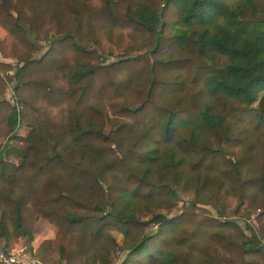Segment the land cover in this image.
<instances>
[{
    "label": "trees",
    "instance_id": "trees-1",
    "mask_svg": "<svg viewBox=\"0 0 264 264\" xmlns=\"http://www.w3.org/2000/svg\"><path fill=\"white\" fill-rule=\"evenodd\" d=\"M0 28V212L54 231L42 262L264 264V0H0Z\"/></svg>",
    "mask_w": 264,
    "mask_h": 264
},
{
    "label": "rangeland",
    "instance_id": "rangeland-1",
    "mask_svg": "<svg viewBox=\"0 0 264 264\" xmlns=\"http://www.w3.org/2000/svg\"><path fill=\"white\" fill-rule=\"evenodd\" d=\"M6 35H7V32L0 28V38L4 39L6 37ZM46 49H47V46H44V50H42V52L45 51ZM112 52H113V55L111 57H109V60L107 61V63H111L112 61L117 59L116 58L117 55L122 53V51L117 50V49H112ZM0 62H5V63L15 65L17 63V59L5 58L1 54ZM12 73H14V71L8 72L9 75ZM11 77H12V80L8 82V86H9V89L11 90V91H9L10 92L9 99L12 100L13 92L15 93L14 89H15L16 82L13 79V76H11ZM254 105L257 106L258 103L256 102V103H254ZM29 129L30 128L28 126L21 127L18 131V135H20L21 137H26L28 135ZM7 146H9V144L4 146L0 150H2L1 152H2L3 158L6 162V165L4 168V174H6L7 176H9V175L12 176L14 174L17 166L19 165V163L22 160L23 153L27 147V142L24 140L14 139L11 147L7 148ZM160 211L167 214L169 217H173V216H175V215H177L183 211H196V212H200V213H204V214H210V212L212 210L209 208L203 207V206H199L195 209L191 208L190 206H188L186 204L183 196L172 195L168 200H166L164 202L163 208H161ZM9 215L11 216L10 212H9ZM11 219L13 221L14 227L16 228V225H15V222H14L12 216H11ZM238 221L241 224V226L245 229L249 238L251 236V232L249 229H247L246 223L251 224L255 228V230L259 233V235L261 236V231H260L258 222L256 221V214H252L249 217V220L240 219ZM48 231L54 232L53 230H47L46 232H48ZM46 232H44V233H46ZM115 235H116L119 243H122V240H123L122 234L115 233ZM124 255L125 254L123 252L118 251V252H114L111 257H112V260L115 262V264H119L123 260ZM98 262H99L98 258H89L87 260L86 264H98ZM51 264H60V262L55 260Z\"/></svg>",
    "mask_w": 264,
    "mask_h": 264
},
{
    "label": "crops",
    "instance_id": "crops-1",
    "mask_svg": "<svg viewBox=\"0 0 264 264\" xmlns=\"http://www.w3.org/2000/svg\"><path fill=\"white\" fill-rule=\"evenodd\" d=\"M10 75L13 76L15 80L14 74L12 73ZM7 144H9L7 148H10L13 144V140H10ZM55 237L56 235L54 232L48 231L36 235L32 241H29L26 236L22 235L20 231L14 227L9 211L0 212V248L9 249L27 245L38 250L43 241L54 239Z\"/></svg>",
    "mask_w": 264,
    "mask_h": 264
},
{
    "label": "built area",
    "instance_id": "built-area-1",
    "mask_svg": "<svg viewBox=\"0 0 264 264\" xmlns=\"http://www.w3.org/2000/svg\"><path fill=\"white\" fill-rule=\"evenodd\" d=\"M1 56V52H0ZM12 103L16 104L18 112L22 106L17 103L16 94L13 92ZM0 264H45L37 255V249L23 245L9 249L0 248Z\"/></svg>",
    "mask_w": 264,
    "mask_h": 264
}]
</instances>
